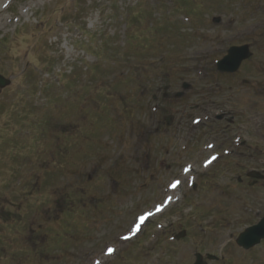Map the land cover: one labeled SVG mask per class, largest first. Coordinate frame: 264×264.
I'll return each instance as SVG.
<instances>
[{
  "label": "rangeland",
  "instance_id": "obj_1",
  "mask_svg": "<svg viewBox=\"0 0 264 264\" xmlns=\"http://www.w3.org/2000/svg\"><path fill=\"white\" fill-rule=\"evenodd\" d=\"M0 74V264H264V0H0Z\"/></svg>",
  "mask_w": 264,
  "mask_h": 264
},
{
  "label": "water",
  "instance_id": "obj_2",
  "mask_svg": "<svg viewBox=\"0 0 264 264\" xmlns=\"http://www.w3.org/2000/svg\"><path fill=\"white\" fill-rule=\"evenodd\" d=\"M218 21V20H216ZM250 56L247 46L239 47V48H231L228 50L227 55L217 64V69L219 72L226 73H234L241 61L247 59ZM9 81L0 76V90L9 85ZM182 88L184 90L189 89V85L183 84ZM166 90V88H165ZM183 93H178L174 95V98H179ZM170 95H164V97H168ZM179 238V236L177 237ZM264 239V217L259 221V223L253 227L246 229L243 233H241L236 240L237 244L244 248L250 249L257 245L260 240ZM208 259L214 260L215 258L212 256H207ZM194 264H206L202 261V257L197 254L196 260Z\"/></svg>",
  "mask_w": 264,
  "mask_h": 264
},
{
  "label": "flooded vegetation",
  "instance_id": "obj_3",
  "mask_svg": "<svg viewBox=\"0 0 264 264\" xmlns=\"http://www.w3.org/2000/svg\"><path fill=\"white\" fill-rule=\"evenodd\" d=\"M214 112H215V113L210 117V120L212 119L213 121H216V122H220V121L225 120L224 122H226V123H227L228 125H230V126L233 125V124L235 123V117L232 116V115H230V113H228L229 115L225 114V113H226L225 110H223V109H216ZM204 114H207V113H204ZM218 115H222V116H221L220 118H216V116H218ZM226 116H227V117H226ZM207 121H209V120H207ZM207 121H204V122H207ZM232 138H233V139H232L231 141L233 142V144H235V143H234L235 138H238L239 141H240L241 136H240V135H237V136H233ZM239 141H238V145L243 146V143H241V141H240V143H239ZM212 143H213V142H212ZM213 144H214V143H213ZM224 150H227L228 154H229V153H232V150H231V149H229V148H227V147L224 146V148L222 149L221 154H223V151H224ZM228 154H227L226 156H228ZM222 156H224V155H222ZM238 181L240 182L241 179L239 178ZM263 182H264V181L259 182V181H255V180H249V181H247V183H248L252 188L258 187V186H259L261 183H263Z\"/></svg>",
  "mask_w": 264,
  "mask_h": 264
},
{
  "label": "snow or ice",
  "instance_id": "obj_4",
  "mask_svg": "<svg viewBox=\"0 0 264 264\" xmlns=\"http://www.w3.org/2000/svg\"><path fill=\"white\" fill-rule=\"evenodd\" d=\"M112 251H113L112 249H109V254H110Z\"/></svg>",
  "mask_w": 264,
  "mask_h": 264
}]
</instances>
